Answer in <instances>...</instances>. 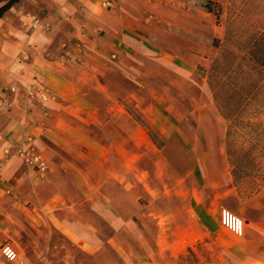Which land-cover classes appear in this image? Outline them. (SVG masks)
I'll return each mask as SVG.
<instances>
[{
	"label": "crops",
	"instance_id": "0c3cea01",
	"mask_svg": "<svg viewBox=\"0 0 264 264\" xmlns=\"http://www.w3.org/2000/svg\"><path fill=\"white\" fill-rule=\"evenodd\" d=\"M50 2L1 53L14 92L0 108V245L18 257L0 264H182L186 246L217 231V191L237 194L207 83L216 55L203 52L222 37L214 10L201 0ZM76 38L93 52L78 58ZM169 69L204 74L211 100L195 103L197 115L160 94L176 90L163 82ZM29 147L44 173L26 162ZM246 236L264 264V229Z\"/></svg>",
	"mask_w": 264,
	"mask_h": 264
},
{
	"label": "rangeland",
	"instance_id": "374dc122",
	"mask_svg": "<svg viewBox=\"0 0 264 264\" xmlns=\"http://www.w3.org/2000/svg\"><path fill=\"white\" fill-rule=\"evenodd\" d=\"M6 1L0 0V6ZM209 1L210 5L207 4V6L209 5L210 11L214 10L213 13L217 15V23L221 26L222 37L217 41L215 49L211 48L203 52L205 55L213 57L214 55L219 56L226 49H231L237 54L236 62L242 65L236 70L229 71L226 77L229 87L233 88L238 84L244 87L241 111L233 117L230 116L229 122L226 121V126L229 125L226 147L229 149L232 161L239 163L241 177L234 185L237 187V194H230L228 188L217 191L219 195L213 205V211L218 220L217 231L192 241L188 247L186 246L182 250L179 260L182 264H248L247 260L250 259L249 264H260L253 258L260 247L247 246L246 233L249 229L256 227L264 229V77L260 76L259 68L251 67L250 63L247 64L239 57L244 55L250 38L261 35L260 33L264 35V0ZM42 3L49 4L51 2L50 0H18L7 16H5V12L0 17V108L7 105L10 100L9 94L14 92L11 88L14 80L7 83L6 77L2 74L4 62L1 53L5 49L12 48L14 43L25 36L24 34L28 33L30 28H36L35 26L40 22L38 8ZM48 25L46 31L50 30V23ZM66 29L65 24L61 23L55 31L59 36ZM73 42H78L73 48V52L79 54L78 58L80 55H84V52L88 54L93 52L87 45H82L79 38L74 39ZM168 44L172 45V41H168ZM64 48L65 46H63ZM89 61L90 66L94 67L92 64H95L96 61ZM105 63L106 69L107 66L112 67L110 61L105 60ZM204 79L205 76L201 73L181 77L176 76L169 69L166 75H163V82L169 85L176 83L174 84L176 90L162 91L160 94L171 99L172 102L175 100L177 103H186L184 111L188 115L195 116L198 114L196 105L205 109L206 106L202 108V105L211 100L208 88L202 85ZM110 87L108 93L113 96L111 83ZM252 87L255 89V95L248 97L245 91ZM154 94L155 92L145 93L148 99L154 97ZM92 98L96 99V97ZM139 99V105L143 107L145 104L141 103L142 100ZM120 100L128 111H131L135 116L138 115L136 111L139 108L135 106L136 100L129 97ZM199 102L201 103L199 104ZM222 205L244 219L245 228L242 236L233 235L220 224L217 210ZM128 237L134 239V236L131 235H122L118 238L124 243ZM1 257L4 258L2 255Z\"/></svg>",
	"mask_w": 264,
	"mask_h": 264
},
{
	"label": "trees",
	"instance_id": "16d2710c",
	"mask_svg": "<svg viewBox=\"0 0 264 264\" xmlns=\"http://www.w3.org/2000/svg\"><path fill=\"white\" fill-rule=\"evenodd\" d=\"M18 0H7L0 6V17L2 14L10 8ZM202 7L211 10L209 0H201ZM207 4H209L207 6ZM217 16V15H216ZM255 35L249 39L247 46L245 47L244 55L239 57L248 63L251 67L259 68L260 76L264 77V35ZM214 45L217 46V41L214 39ZM237 54L231 49H226L219 56H216L209 67L207 83L211 93L212 99L215 101V105L219 113L229 122L230 116L238 114L242 109V100L244 99V87L238 84L236 87H229L226 82V77L229 71L236 68H240L242 65L236 62ZM240 66V67H239ZM231 89V90H230ZM255 89L250 88L245 91V94L249 96L255 95ZM261 92V91H260ZM231 120V119H230ZM229 125L226 126L225 137V150L227 154L228 163L230 165V172L232 176V183L235 185L238 178L241 177V169L238 167L239 163H234L230 158V152L226 143ZM236 187V186H234ZM237 188V187H236Z\"/></svg>",
	"mask_w": 264,
	"mask_h": 264
},
{
	"label": "built area",
	"instance_id": "2783aa9c",
	"mask_svg": "<svg viewBox=\"0 0 264 264\" xmlns=\"http://www.w3.org/2000/svg\"><path fill=\"white\" fill-rule=\"evenodd\" d=\"M106 6H109V2H105ZM23 152V151H22ZM24 157L26 162H28V164L34 166L37 168V170L40 171V173H44L46 171L47 168V164L45 163V161L43 160L42 156L35 152L33 149H31V147H29L27 150H25L23 152ZM229 213H231L232 215H234L235 217H238L240 220H243L241 217L237 216L236 214H234L232 211H230L228 208L223 207V205L221 207L218 208L217 210V215L219 218V222L220 224L226 228L229 232H231L233 235L235 236H242L240 234H238L236 231L232 230L231 228L227 227V224H232L233 226L236 224V221L232 218V215H229ZM244 221V220H243ZM244 228H245V221H244V226H243V233H244ZM10 247L15 253H16V260L18 257V253L16 248H14L12 246L11 243L9 242H4L0 245V253L1 255L6 259L7 257L3 255L2 250L4 247ZM9 261V260H8Z\"/></svg>",
	"mask_w": 264,
	"mask_h": 264
},
{
	"label": "clouds",
	"instance_id": "9594fccd",
	"mask_svg": "<svg viewBox=\"0 0 264 264\" xmlns=\"http://www.w3.org/2000/svg\"><path fill=\"white\" fill-rule=\"evenodd\" d=\"M229 215H232L229 213ZM232 218L236 221V224L233 226L232 224H227L226 226L231 228L232 230L236 231L238 234L242 235L243 234V226H244V221L240 220L238 217H235L232 215ZM2 253L4 256L7 257L9 261H14L16 260V253L10 248V247H4L2 250Z\"/></svg>",
	"mask_w": 264,
	"mask_h": 264
}]
</instances>
